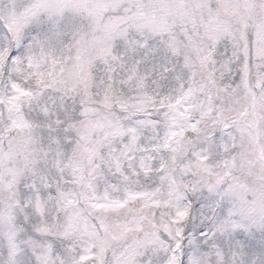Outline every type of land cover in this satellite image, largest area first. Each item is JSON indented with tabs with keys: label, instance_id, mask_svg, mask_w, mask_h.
Listing matches in <instances>:
<instances>
[{
	"label": "snow or ice",
	"instance_id": "snow-or-ice-1",
	"mask_svg": "<svg viewBox=\"0 0 264 264\" xmlns=\"http://www.w3.org/2000/svg\"><path fill=\"white\" fill-rule=\"evenodd\" d=\"M0 264H264V0H0Z\"/></svg>",
	"mask_w": 264,
	"mask_h": 264
}]
</instances>
